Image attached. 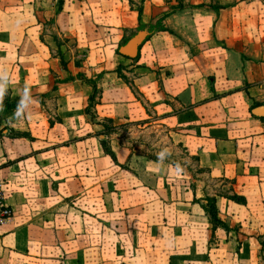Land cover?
Instances as JSON below:
<instances>
[{
	"label": "crops",
	"instance_id": "obj_1",
	"mask_svg": "<svg viewBox=\"0 0 264 264\" xmlns=\"http://www.w3.org/2000/svg\"><path fill=\"white\" fill-rule=\"evenodd\" d=\"M148 121L200 175L104 134ZM0 178V264H264V0H0Z\"/></svg>",
	"mask_w": 264,
	"mask_h": 264
},
{
	"label": "rangeland",
	"instance_id": "obj_2",
	"mask_svg": "<svg viewBox=\"0 0 264 264\" xmlns=\"http://www.w3.org/2000/svg\"><path fill=\"white\" fill-rule=\"evenodd\" d=\"M50 33L55 37L59 45L64 44L63 40L58 36V34H56L55 32L54 34L53 32ZM93 106L94 103H89V109L91 110L92 114L91 118L93 120H96V117L92 110ZM148 122H150V124H127L121 125L119 127H115L113 123H103L108 127L109 132L117 133L118 138L132 149L133 153L135 154V159L138 160L150 158L157 160H167L177 167L188 165L196 177L197 175H200L201 172L197 167L195 161H193V159L189 158L186 155L183 147L179 143H177L175 136H173V134L171 133V130L167 127L161 126V123L159 122ZM106 126L104 130L108 132ZM103 140L106 141L107 147L110 149V139L104 138ZM134 167L138 168L135 163ZM217 185L219 186L221 185V183H218ZM225 192L232 194V191L227 188L225 189ZM261 254L264 259V253Z\"/></svg>",
	"mask_w": 264,
	"mask_h": 264
},
{
	"label": "trees",
	"instance_id": "obj_3",
	"mask_svg": "<svg viewBox=\"0 0 264 264\" xmlns=\"http://www.w3.org/2000/svg\"><path fill=\"white\" fill-rule=\"evenodd\" d=\"M141 28H143V27L141 26ZM150 30H151V32L167 31V29L162 25V19L159 20L156 25H152L150 27ZM63 64H64V61H63ZM119 73L123 76V78H125V79L127 78L125 75H123L122 72H119ZM98 94H99V90H98L97 87H95L93 95L89 99V103H95L96 100H97ZM5 105L7 107H9V108H11V107L19 108V107H21L23 105V99L18 98V99L14 100V101H10L8 99V100L5 101ZM87 113L89 115H92L91 114V110L89 109V106L87 108ZM106 129L108 131V127L107 126H106ZM111 131H114V130H111ZM110 133H112V132H109V131L108 132H104V134H110ZM102 143H103V146H104L105 150L107 151V153H109L113 157H115L113 151L107 147L106 141L103 140ZM192 159L195 160L196 158L193 157ZM219 195L227 196L230 199L235 200V201H237L239 203H245V201H246L244 197H242L240 195H237L236 193L229 194L227 192H224V191L222 192L221 191V193H219ZM205 201H206V203L203 204V207H204L207 215L210 218V221H211V224H212V229H213V235H214L215 229H217L218 227H224V228H226L228 230L229 229L228 225L225 223V221H223L219 217V210H218L217 204H216L217 196L216 195L207 194L206 197H205ZM263 245H264V243H263Z\"/></svg>",
	"mask_w": 264,
	"mask_h": 264
},
{
	"label": "built area",
	"instance_id": "obj_4",
	"mask_svg": "<svg viewBox=\"0 0 264 264\" xmlns=\"http://www.w3.org/2000/svg\"><path fill=\"white\" fill-rule=\"evenodd\" d=\"M56 3H61L63 0H53ZM5 181L0 178V223H4L6 220L13 216L14 210L10 204L7 203V197L5 194Z\"/></svg>",
	"mask_w": 264,
	"mask_h": 264
},
{
	"label": "water",
	"instance_id": "obj_5",
	"mask_svg": "<svg viewBox=\"0 0 264 264\" xmlns=\"http://www.w3.org/2000/svg\"><path fill=\"white\" fill-rule=\"evenodd\" d=\"M123 53H124L125 55L128 54V56H133V55H135V52H134V51H133V52H129V51L126 50V49L123 50Z\"/></svg>",
	"mask_w": 264,
	"mask_h": 264
}]
</instances>
